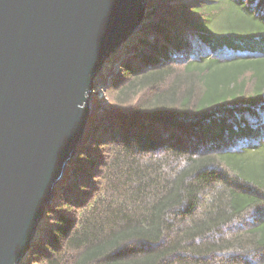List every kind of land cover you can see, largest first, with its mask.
Here are the masks:
<instances>
[{
	"label": "trees",
	"instance_id": "16d2710c",
	"mask_svg": "<svg viewBox=\"0 0 264 264\" xmlns=\"http://www.w3.org/2000/svg\"><path fill=\"white\" fill-rule=\"evenodd\" d=\"M95 84L20 264H264V0H148Z\"/></svg>",
	"mask_w": 264,
	"mask_h": 264
},
{
	"label": "water",
	"instance_id": "95a60500",
	"mask_svg": "<svg viewBox=\"0 0 264 264\" xmlns=\"http://www.w3.org/2000/svg\"><path fill=\"white\" fill-rule=\"evenodd\" d=\"M148 0H0V264H20L79 151L105 60Z\"/></svg>",
	"mask_w": 264,
	"mask_h": 264
},
{
	"label": "rangeland",
	"instance_id": "374dc122",
	"mask_svg": "<svg viewBox=\"0 0 264 264\" xmlns=\"http://www.w3.org/2000/svg\"><path fill=\"white\" fill-rule=\"evenodd\" d=\"M141 28V27H140ZM106 61V60H105ZM103 67H104V64H103ZM103 67H102V69H103ZM108 67H109V65H108ZM102 69H101V71L100 72H102ZM98 88V90H96ZM103 90V88H101V87H96L95 88V91H94V94H96V92L98 93V92H100L101 94H99L100 96H99V98H104V97H106V96H104L105 94H104V92L102 91ZM94 94H93V96H92V100H91V102H92V104H93V98H94Z\"/></svg>",
	"mask_w": 264,
	"mask_h": 264
}]
</instances>
